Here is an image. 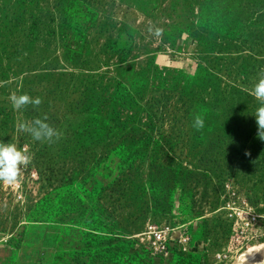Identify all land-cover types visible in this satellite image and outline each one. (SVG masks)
<instances>
[{
    "label": "rangeland",
    "instance_id": "374dc122",
    "mask_svg": "<svg viewBox=\"0 0 264 264\" xmlns=\"http://www.w3.org/2000/svg\"><path fill=\"white\" fill-rule=\"evenodd\" d=\"M261 68L264 0H0V141L40 173L24 206L0 202V264H213L223 202L264 211ZM13 91L42 104L14 111ZM45 115L58 142L16 131ZM148 226L194 253L154 254Z\"/></svg>",
    "mask_w": 264,
    "mask_h": 264
},
{
    "label": "built area",
    "instance_id": "2783aa9c",
    "mask_svg": "<svg viewBox=\"0 0 264 264\" xmlns=\"http://www.w3.org/2000/svg\"><path fill=\"white\" fill-rule=\"evenodd\" d=\"M20 148L27 147L29 154L33 156L32 146L22 144ZM40 185V173L35 158L32 163L23 170L22 178L15 186L0 183V202L9 206L16 204L24 206L30 192L37 190ZM224 218L229 224L230 234L224 248L215 253L213 264H235L237 259L251 246L264 242V211L260 205L250 201L247 197L231 199L223 202L221 208ZM144 232L146 242L154 254L166 255L174 246H185L192 251V237L186 234L182 227L148 226ZM191 237V239H190ZM204 244L205 252L207 246Z\"/></svg>",
    "mask_w": 264,
    "mask_h": 264
},
{
    "label": "clouds",
    "instance_id": "9594fccd",
    "mask_svg": "<svg viewBox=\"0 0 264 264\" xmlns=\"http://www.w3.org/2000/svg\"><path fill=\"white\" fill-rule=\"evenodd\" d=\"M157 35L160 31L157 30ZM26 55V54H25ZM261 106H259L254 114L257 125V137L264 141V68L258 72V82L250 91ZM11 107L14 111H21L28 107L39 109L42 99L32 97L27 93L18 94L13 91L8 97ZM205 121L201 115H196L192 127L200 131L204 128ZM16 131L18 133L28 134L33 141L46 142L54 144L62 138V132L48 123L47 115L36 117L31 120L18 121L16 123ZM248 154V153H246ZM33 161V156L29 154L27 147L20 148L14 142L0 141V183L8 186H15L22 178V173Z\"/></svg>",
    "mask_w": 264,
    "mask_h": 264
},
{
    "label": "bare ground",
    "instance_id": "6f19581e",
    "mask_svg": "<svg viewBox=\"0 0 264 264\" xmlns=\"http://www.w3.org/2000/svg\"><path fill=\"white\" fill-rule=\"evenodd\" d=\"M260 248L258 245H253L248 251H245L236 261L235 264H249L253 257L259 254Z\"/></svg>",
    "mask_w": 264,
    "mask_h": 264
}]
</instances>
